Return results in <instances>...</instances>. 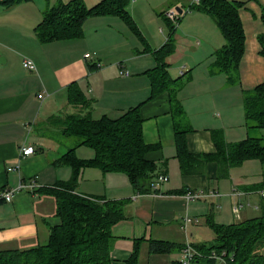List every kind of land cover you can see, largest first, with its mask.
Returning a JSON list of instances; mask_svg holds the SVG:
<instances>
[{"label":"crops","instance_id":"1","mask_svg":"<svg viewBox=\"0 0 264 264\" xmlns=\"http://www.w3.org/2000/svg\"><path fill=\"white\" fill-rule=\"evenodd\" d=\"M59 1L67 3L70 0H21L10 5H4L0 0V191L14 192L10 202L0 201V249L35 247L47 239L48 224L55 223V200L46 190L70 182L71 169L65 165H55V161L76 144L74 141H70L71 145L66 141L62 144L56 139L53 143L44 135L43 129L50 117L62 113L64 109L70 110L67 88L76 82L92 102L94 119L103 115L116 119L129 108L142 103L143 141L158 146L147 153L146 158L157 164L158 175L167 178L166 182L160 183L163 186L159 189L156 187L151 192L140 193L122 174L104 173L96 167L81 170L75 187L77 194L126 203V220L111 228V264H125L135 250L137 241L140 243L139 264H178L172 256L180 253L189 227L194 228L199 224L197 208L193 209V206H202L203 202H207L212 212L214 200L217 199L186 202L181 195L183 191L217 194L218 191L233 189L231 194L234 191L242 192L244 194L239 197L230 196L234 199L231 208L235 203L243 205L240 219L242 211L251 207L242 198L260 191L255 188L256 184L235 185L232 168L220 175L214 161L204 163L197 173L182 174L180 161L176 157L174 110L176 107L183 110L185 123L191 119V128L185 136L186 149L191 155L214 154L215 132H220L227 143L241 140L244 136L247 138L253 133L245 124L242 97L244 92L264 82V58L259 53L258 42V36L264 31L260 18L264 0H229L243 3L239 10L244 33L239 84H228L224 74H212L214 53L224 45V39L208 15L190 10L184 14L182 21L191 22L194 27L185 32V37L196 40V46L202 48L194 50L195 58L189 63L174 64L178 71L174 77L179 74L176 79L172 78L171 66L166 62L172 80L185 79L184 90H179L175 95L177 90L173 91L171 87L150 100L151 79L147 72L156 67V61L145 49L142 52L137 50L133 57L128 56L126 62L114 58L112 61L116 66L113 63L103 66L101 60H95L91 55V58L84 57L89 54L88 50L101 51L105 45L108 48L124 47L129 39L124 36L126 27H123L119 17L87 18L82 25V36L78 39L45 44L38 42L34 28L42 20L44 12ZM101 1L82 0L88 8ZM162 1L130 0L127 11L131 18L143 20L148 27L150 23L157 27L162 20L167 24L163 12L177 6L185 10L190 5V0ZM76 40H81L83 44L77 54L78 59L71 57V43ZM144 44L151 51L163 46L153 48L148 40H144ZM130 47L132 49L133 46ZM25 59L34 63L35 71L29 72L23 68ZM88 62L97 66L90 69ZM85 80L86 90L81 86ZM111 113L115 115L112 117ZM235 120L244 128L240 136L230 135L227 131L229 123ZM27 145L34 147V154L20 157L19 149ZM80 148L75 150L77 158L93 157V154L89 156L82 151L77 154ZM261 166L264 179V166ZM186 216L194 222L183 230ZM150 241L168 242L174 248L168 254H152L148 252Z\"/></svg>","mask_w":264,"mask_h":264},{"label":"trees","instance_id":"2","mask_svg":"<svg viewBox=\"0 0 264 264\" xmlns=\"http://www.w3.org/2000/svg\"><path fill=\"white\" fill-rule=\"evenodd\" d=\"M16 1L21 0H2V4L10 5ZM128 2L102 0L88 8L82 0H70L67 3L59 1L44 12L42 20L34 28V34L42 44L78 39L82 36V25L87 18L107 15L119 17L128 28L135 30V24L127 11ZM242 6L243 3L237 1L199 0L198 4L188 7L208 15L214 21L224 39V45L214 53V68L225 75L228 84L234 85L240 82L239 63L244 51V33L239 16ZM162 15L169 27L166 43L156 51L148 47L145 49L156 61V67L147 72L151 79L148 100L170 90L175 82L169 77V65L165 59L173 52L176 26L167 20L164 12ZM182 17H178L179 22ZM260 18L264 26V6ZM258 42L259 53L264 58V31L258 36ZM95 66L91 64L90 68ZM67 95L70 110L50 117L43 129L46 136L50 135L48 132L54 133L51 137L62 144L72 139L76 144L55 161V165H65L71 169L70 182L46 190L55 200V223L48 224L47 239L35 247L24 250L0 249V264H111V228L126 220V203L77 194L75 187L83 168L96 167L104 173L122 174L140 193L156 190L152 186L159 176L157 164L148 160L146 154L158 146L143 141L142 103L129 108L116 119L105 115L94 119L92 102L85 97L76 82L68 86ZM242 102L245 124L253 135L237 143H227L220 132H215L213 143L216 151L211 155H191L187 152L185 136L190 128L180 124L177 118L180 108L174 110L175 149L182 174L197 173L209 161L217 163L220 175L250 159H257L264 166V136L254 134L264 129V82L244 92ZM83 146L92 149V158L76 157V148ZM255 188L264 190V179ZM184 193L186 191L181 195ZM261 200L262 214L258 218L220 225L209 217L207 224L215 236L214 242L209 245L192 244L202 255L193 262L214 264L216 260L210 256L224 254L223 264H264V199ZM139 245L137 241L135 250L125 264H139ZM173 248V244L163 241H150L148 244V252L152 254H168Z\"/></svg>","mask_w":264,"mask_h":264},{"label":"rangeland","instance_id":"3","mask_svg":"<svg viewBox=\"0 0 264 264\" xmlns=\"http://www.w3.org/2000/svg\"><path fill=\"white\" fill-rule=\"evenodd\" d=\"M156 1H161V3H163L162 0H156ZM176 8H180V6H177ZM184 17H185V15H183L180 22L176 23V28H175V32L173 34V42H172L174 49H173V52H171L165 59V61L171 66V73L173 76L172 78H174V79H176V77L179 76V74H177V76L174 77L175 73H178L177 69L175 68L176 65L174 67V64L178 63V64L183 65L185 63H189V61H191L193 58H195V51L194 50L202 48V47L196 46V40L192 41V40L186 39L185 32L191 30L194 27V24H192L191 22H183L182 20ZM132 20L135 24V30L130 29V28L128 29V27L126 26L124 21L121 20L123 25H124L123 27H126V30L124 31V36H127V38L129 39V40L125 41L126 43H124V45H123L124 47H122V48H118V47L117 48H108V46L105 45V49L103 47L102 49H100L101 51L88 50L89 55L93 56L95 58V60H101V63L103 66H105V65L107 66V65H110L111 63H113L112 60L116 57H118L119 60H121L122 62H126V60H127L126 58L128 56H132V57L135 56L137 54V50L142 52L144 49H146V47H149V46H146L144 44V40H146V41L148 40L153 48L159 47V46L163 45V43H165L164 39H165V36L168 35L169 31H168L167 24L163 20L161 21V23L156 21L157 23L160 24L157 27L155 25H153V23H150V25L148 27L143 20L140 19L141 21H139L138 18H137L138 21L134 18H132ZM139 25L142 28H140ZM180 25H182V27ZM127 31L129 32V34H127ZM119 36L121 37V35H119ZM80 41L81 40H76V41H73V43H71V45H72L71 57H73L75 59L79 58L77 56V54L80 52L81 47H83V44ZM158 42H160V43H158ZM132 43H133V45H132ZM135 44L138 46H135ZM130 46H133L132 47L133 50L131 49ZM83 56L84 55H82V60H83ZM89 64H91V63H89ZM113 64L116 66V63H113ZM212 74H218V72L216 71L215 68H214ZM184 82H185V79L184 80L183 79H177L173 83V85H172L173 91L177 90L175 92V95H177V92L179 90H182L184 88V86H185ZM86 83H87L86 80L81 82V86L85 90H86L85 86L87 85ZM194 83L196 84V82H194ZM193 87H196V85ZM192 101L194 103V100H192ZM178 108L179 107H176V110ZM64 110L66 111V109H64ZM180 111H181V109H180ZM177 112H178L177 118H178L179 122L182 121L181 125H183V126L187 125L189 128H191V122H190L191 119L189 120V122L187 121V123H185V118H183V110L180 112L181 114L179 113V109L177 110ZM232 113L233 114L235 113V109L232 111ZM114 115H113V113H111L112 117ZM182 118H183V120H182ZM241 122H242L241 124H243L244 120L242 119ZM241 124L239 123V121H237V123H236V120L234 122L231 121V123H229V128L227 130L228 133L230 135L233 133L236 136H240L239 134L240 133L242 134L244 131V128L240 126ZM44 126H45V124H44ZM48 134H50L49 135L50 137L47 136L48 140L55 143L54 141L56 138L51 137L54 133L48 132ZM259 134L264 136V129L261 130L260 132H259V130L256 131V136H259ZM245 138L246 137L244 136L241 140L234 141L233 143L240 142V141L244 140ZM65 141H66L65 143H67L68 145H71L70 141H68V140H65ZM71 141H74V140L72 139ZM80 149L81 150L76 151L77 154H80L81 151L84 152L85 154H88V155L90 153L93 154V151L91 148L83 146ZM84 156H86V155H84ZM89 156H92V155H89ZM86 158H88V157H86ZM244 162H245L244 164L232 167L234 184L235 185L240 184L243 186L245 184H256L257 186H260L263 182V177H262L263 176V170H262L263 167L261 166L262 164L257 159H250V160H246ZM116 179H119V178H116ZM162 186L163 185L160 186V184H157L158 189ZM231 190H233V189H231ZM231 190H229V191H218L217 192V199L214 200L215 206H214V210H212V212L210 211V205L207 202L204 203L202 201L203 202L202 206H199V205L193 206V209L197 208L196 214L198 216L197 219L199 221V224L197 225V227H194V228L191 226L189 227L188 234L186 235V242L187 243H190L193 245H200V244L209 245V244L214 242L215 236L207 224V220L209 217L216 224L230 225L232 223H236V222L242 221L244 219L258 218L261 216V214H262L261 202L263 200L260 199L259 192L254 191V192H251L249 194V196H247V198H244V197L242 198L243 201L245 202V204L249 203L251 205V207H246L242 211L243 214L241 215V217H242L241 219L235 218L233 213H232V208H231L232 202H234L233 201L234 199H232L230 197L231 196ZM216 201H218V202H216ZM255 206H257V209H254ZM172 257H173V260L178 262L181 259V254L178 253ZM192 264H196V263L193 262ZM197 264H205V263H204V261H202V262H199ZM214 264H223V261L216 260L214 262Z\"/></svg>","mask_w":264,"mask_h":264},{"label":"built area","instance_id":"4","mask_svg":"<svg viewBox=\"0 0 264 264\" xmlns=\"http://www.w3.org/2000/svg\"><path fill=\"white\" fill-rule=\"evenodd\" d=\"M199 0H190V4H198ZM181 9V8H180ZM182 13L178 14L174 9H169L168 11L165 12V17L167 18V20H169L172 24H174L176 26V23L179 22L178 17L181 15H184L185 13L189 12L190 9H181ZM85 58H91V56L89 54H86L84 56ZM23 68L26 69L29 72H33L36 70V67L34 65V63L28 59L23 60ZM97 66V64H96ZM121 75H123V72L120 73ZM38 98H41V95H38ZM35 149L33 146H23L19 149V155L20 157H28L32 154H34ZM167 178L164 177L163 175H159L157 176V178L155 179V183L152 186L153 189H156L157 184H160L162 182H166ZM20 189V187H18ZM14 192L12 190H2L0 191V201L3 202H10L12 200ZM244 193L242 192H238V191H234L231 195L233 197H239L241 195H243ZM260 194V198L264 199V190H260L259 191ZM184 199L186 200V202H193V201H198V200H202V199H206V198H214L217 197L216 193L213 192H208L205 193L203 191H186V193L183 194ZM249 206V204L247 205ZM243 208V205L240 203H235L232 207V213L234 215L235 218L240 219V211ZM254 209H257V206L254 207ZM196 221V220H195ZM194 220L189 218V217H185L183 220V224H182V229L186 230L187 226L191 223H193ZM180 254H181V259L180 261H178V264H192L195 258L201 257L202 255L192 246V244L185 242V244L183 245L182 249L180 250ZM224 254H222L221 256L212 254L210 257L214 258L215 260H221L222 261V257Z\"/></svg>","mask_w":264,"mask_h":264},{"label":"water","instance_id":"5","mask_svg":"<svg viewBox=\"0 0 264 264\" xmlns=\"http://www.w3.org/2000/svg\"><path fill=\"white\" fill-rule=\"evenodd\" d=\"M175 11L178 13V14H181L182 13V10L180 8H175ZM2 61V60H0Z\"/></svg>","mask_w":264,"mask_h":264}]
</instances>
